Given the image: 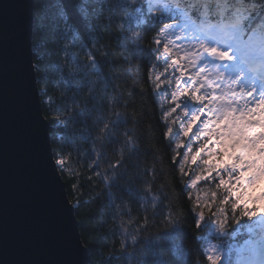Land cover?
I'll return each mask as SVG.
<instances>
[{
    "label": "snow or ice",
    "instance_id": "1",
    "mask_svg": "<svg viewBox=\"0 0 264 264\" xmlns=\"http://www.w3.org/2000/svg\"><path fill=\"white\" fill-rule=\"evenodd\" d=\"M97 3L101 7L92 12L88 11L92 7L91 0L87 3L73 0L71 12L63 0L57 5H48L54 8L56 18L49 15L47 23L65 41L61 51L65 58L64 66L69 67L65 75L64 67L57 66L56 84L62 95L66 96L68 91L74 93L71 103L65 104L63 114L54 117L55 124L67 126L72 121L73 112L77 117L88 118L90 113L98 111L95 103L98 94H104L100 107L106 113L101 112L93 121L97 133L93 145L97 141L121 143L120 159L115 163L109 161L107 169L98 171L104 153L93 147L95 157L89 167L101 183L107 187L114 186L115 170L123 167L124 152L130 151L136 140L130 130L118 131L125 123L118 111L123 94L117 95L118 85L104 73L106 65L115 61L109 60L112 53L108 45L96 47L97 37L103 39V36L94 21L102 20L107 12L104 31L111 34L115 23L118 39L122 41L119 45L121 63L131 69L151 33L148 53L152 71L148 79L154 90H159L165 82L171 84L165 75L168 68L179 72L174 81L176 89L170 96L172 106L163 115L168 118L177 109L184 117L191 115L173 138L180 134L187 137L204 118V127H197L196 135L204 136L207 142L190 159L192 164H196L204 153L209 157L202 159L207 167L201 174L194 173L186 187L192 189L201 181L218 180L215 184L217 191L206 193L204 198L196 195L193 200L191 193L188 194L192 207L187 216L171 205L166 213L158 211L160 197L152 195L146 204L151 205L153 215L141 217L143 223L140 224L130 215V210H124L126 205L114 202V214H118L117 219L120 220L117 231L121 237V253H127L129 247L140 253L142 258L134 262L129 260V264H178L176 258L185 252L180 234L190 219L197 232L211 227L218 241L212 243L196 237L207 264H264V189L259 196L255 195L257 186L264 183V0H108L107 3L97 0ZM61 24L62 28L59 27ZM44 26L42 21L40 27ZM73 28L91 34L96 42L93 47L85 51V44L79 42ZM73 48L84 53L85 62L76 59L70 52ZM161 64L164 72L158 71ZM50 70L46 69V72ZM186 73L191 74L186 76ZM40 92L43 96L49 94L47 87L41 88ZM81 93H86L82 102L77 99ZM182 97L185 99L178 102ZM53 103L51 99L47 101L49 114ZM89 103H92L91 109ZM193 104L199 107L194 108ZM168 133H173L172 127L167 128L166 135ZM120 136L122 141L117 140ZM213 137H216L214 148L206 151ZM176 147H183L179 140H176ZM213 156L217 157L215 163L210 159ZM188 160V154H183V163L180 164L182 175H188L184 168ZM64 164V158L56 160L61 171ZM108 169L113 175H109ZM220 189L223 192L218 195ZM143 192L145 196L152 192L147 181ZM124 215H128V221L123 220ZM242 222L250 234L249 239L240 249H234V246L226 248L225 241L232 234L233 227ZM129 226L134 231H130ZM150 228H155L156 233L152 234ZM233 253L235 261L232 260ZM165 255L167 259H164ZM157 256L160 257L158 261ZM105 264H111V261Z\"/></svg>",
    "mask_w": 264,
    "mask_h": 264
},
{
    "label": "trees",
    "instance_id": "2",
    "mask_svg": "<svg viewBox=\"0 0 264 264\" xmlns=\"http://www.w3.org/2000/svg\"><path fill=\"white\" fill-rule=\"evenodd\" d=\"M63 2L71 12L73 0H63ZM81 2L87 3V0H81ZM107 2L108 0H105V3ZM59 3L60 0H35L31 41L33 63L34 66L39 65L38 68L35 67L37 88L43 116L49 123L53 157L55 162L58 158L65 159L63 171L59 166L57 169L65 185L67 198L74 205V215L79 224V236L88 253V264H105L106 261H111V264H129V260L134 262L137 258L142 257L140 253L133 252L131 247L128 248L127 253H121V237L117 231L120 220L117 219L118 214H114V202L126 205L127 208L124 210H130V215L142 224L141 217L153 215L151 205L146 204V201L151 200L152 195L160 197V200L157 201L158 211L166 213L168 206L171 205L187 216L192 207V202L188 199L189 193L194 200L196 195L204 198L206 193L217 191L215 184L218 180L201 181L192 189L186 187L190 183V179L194 178V173L201 174L202 170L207 167L202 163V159H209L204 153H201L202 159H198L196 164H192L190 159L191 155L207 142L204 136L196 135L197 127L203 129L204 124L203 121L197 124V127L193 128L187 137L180 134L175 139L173 138V134L177 133L180 127L190 119L191 114L184 117L183 113L177 109V112L168 118L163 115L172 106L170 96L176 89L174 81L175 77L179 76V72H174L173 68H168L165 75L169 77L171 84L165 82L159 90H154L152 82L148 79L149 73L152 71L149 66L151 57L148 53L151 33L142 45V54L129 69L127 64L120 62L119 45L122 41L118 39L119 33L115 29V23L112 26L111 34L104 31V25L107 23V12L104 13L102 20L94 21L103 36V39L97 37L98 43L93 41L91 34L73 28L79 42L85 44V51L92 48L94 43H96V47L109 46L108 50L112 53L109 60L115 61V63L106 65L104 73L107 78L118 85L117 95L123 94L118 111L125 123L118 131L122 133L125 129L130 130L136 140L131 150L124 152L123 167L115 170L114 186L107 187L101 183L89 167L95 157L92 148L95 147L98 151H103L104 158L100 161L101 168L97 170L104 171L107 169L109 161L115 163L120 159L119 150L122 147L121 143L111 144L106 141H97L93 145V139L97 134L93 121L101 112L106 113V110L100 107L103 103L101 98L104 94H98L95 101L98 111L90 113L88 118L77 117L73 112L72 121L67 126L57 125L54 121L57 114H63L65 104H70L74 95L72 91H68L66 96L62 95L61 89L56 84L59 75L55 72L57 66L64 67L65 75L69 70V67L64 66L65 58L61 51L65 41L47 23L49 15L53 19L56 18L54 8H49L48 5ZM91 4L92 7L88 8L89 12L101 7L97 0H91ZM42 21L45 25L43 28L40 27ZM59 27L62 28L63 25L61 24ZM91 28L92 26L89 25V30ZM69 42H71V38ZM70 52L75 55L79 62L86 61L84 53L79 48L70 49ZM68 65H71V57L68 59ZM46 69L51 70L46 72ZM158 71L164 72L162 64ZM46 80L48 81L47 84H45ZM44 87L48 89V96L41 95L40 89ZM183 87L182 82L181 88ZM165 88H167L166 92L164 91ZM85 95L86 93H81L77 99L82 102ZM49 99L54 102L51 114H49L47 107ZM183 99L185 98L182 97L181 101L178 102H182ZM192 106L194 108L199 107L197 104ZM88 107L91 109L92 103H89ZM110 118L115 119V117ZM168 127H172L173 133L166 135ZM53 129H55V134H53ZM122 139V136L117 137L119 141ZM176 140H179L183 147L177 148ZM214 144L215 137H213L212 143L208 144L206 151L213 150ZM189 148H191V152H189ZM185 153L189 156L187 164H184L188 175H182L180 172V164L183 163V154ZM210 159L215 163L217 157L213 156ZM108 172L109 175H113L111 169H108ZM145 181L152 188V192L147 196L143 192ZM263 187L264 183L259 184L255 195L258 196ZM222 192L223 189L218 190V195ZM122 218L124 221L129 219L128 215H124ZM129 229L134 231L132 226H129ZM245 229H247L245 222L234 226L232 234L225 241V245L234 241L238 244L242 243L246 238ZM161 230H163L162 227ZM149 231L152 234L156 233L155 228H150ZM144 234L147 235L148 233ZM180 235L183 236L185 252L183 256L176 258L178 264H207L201 254V244L197 242L196 237L199 236L203 240L218 243L213 229L209 227L202 232H197L189 219ZM128 243L130 244V238ZM156 259L158 261L160 257L157 256ZM164 259H167V255ZM232 260L235 261L233 255Z\"/></svg>",
    "mask_w": 264,
    "mask_h": 264
},
{
    "label": "water",
    "instance_id": "3",
    "mask_svg": "<svg viewBox=\"0 0 264 264\" xmlns=\"http://www.w3.org/2000/svg\"><path fill=\"white\" fill-rule=\"evenodd\" d=\"M35 0H0V264H88L42 113Z\"/></svg>",
    "mask_w": 264,
    "mask_h": 264
},
{
    "label": "rangeland",
    "instance_id": "4",
    "mask_svg": "<svg viewBox=\"0 0 264 264\" xmlns=\"http://www.w3.org/2000/svg\"><path fill=\"white\" fill-rule=\"evenodd\" d=\"M253 119H258V117H254Z\"/></svg>",
    "mask_w": 264,
    "mask_h": 264
},
{
    "label": "bare ground",
    "instance_id": "5",
    "mask_svg": "<svg viewBox=\"0 0 264 264\" xmlns=\"http://www.w3.org/2000/svg\"><path fill=\"white\" fill-rule=\"evenodd\" d=\"M33 60V59H32ZM34 64V63H33ZM48 134H49V131H48ZM50 138V137H49Z\"/></svg>",
    "mask_w": 264,
    "mask_h": 264
}]
</instances>
